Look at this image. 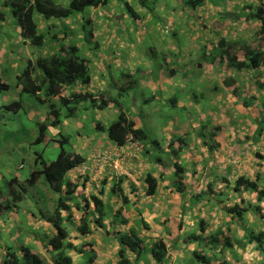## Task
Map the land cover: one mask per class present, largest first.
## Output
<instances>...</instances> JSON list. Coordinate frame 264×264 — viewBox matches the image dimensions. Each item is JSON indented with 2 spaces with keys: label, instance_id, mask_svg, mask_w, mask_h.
I'll list each match as a JSON object with an SVG mask.
<instances>
[{
  "label": "crops",
  "instance_id": "crops-1",
  "mask_svg": "<svg viewBox=\"0 0 264 264\" xmlns=\"http://www.w3.org/2000/svg\"><path fill=\"white\" fill-rule=\"evenodd\" d=\"M228 1L222 0L224 17L219 25L204 19L208 13L191 11L200 20H188L186 27L175 29L176 35L194 36L187 38L190 43L183 52L177 55L176 49L179 58L173 62V75L166 66L161 67L157 77H148L152 75L149 73L127 80L137 87L139 93L134 101L137 99L139 104L145 106L150 98L155 101L160 97L174 101L171 107L188 115L160 123L156 128L161 131L160 139L148 127L143 128L140 111L134 109L130 113L111 92L108 94L114 77H102L95 83L96 93L90 99H105L106 110L111 108L115 113L106 115L103 123L108 125L121 111L125 112L136 128H143L161 148L148 145L145 149L132 141L118 147L104 131H98L95 142H88L83 150L77 148L80 152L76 153L85 162L67 176V181L77 188L72 203L69 202L71 213L64 214L67 227L73 226L72 233L75 229L67 239V253L73 264H119L118 233L131 232L145 242L146 250L138 254L126 248L130 264H157L150 250L156 241H163L168 248L163 264H264V198L259 199L258 195L264 189V77H256L264 72V67L256 73L233 72L222 54L229 49L239 61L244 60L245 47L252 48L261 27L248 22L239 27L225 26L232 13ZM231 1L237 8L236 18L244 15L246 4L262 2ZM199 40L204 41V57L210 62L191 60L196 54L191 46ZM260 48L264 49V45ZM195 70H204L207 77H195ZM227 74L233 77H225ZM227 81L231 84L227 85ZM90 86L77 83L75 93H93L88 90ZM116 89L121 92L123 87ZM202 101L211 108H205ZM98 123L106 126L102 120ZM175 164L184 169L181 188L177 185ZM149 175L157 182L152 195L148 194L146 181ZM242 178L256 185L257 190L250 189L249 184L240 185ZM119 187L120 195L114 193ZM93 196L105 204L103 228L95 224ZM19 220L16 212L0 219L3 255L10 248L7 240L20 238L18 226L14 228ZM30 222L33 231L26 238L32 242V253L47 258L54 230L43 214L40 218L32 214ZM85 225L90 226L91 233L82 235L80 230Z\"/></svg>",
  "mask_w": 264,
  "mask_h": 264
},
{
  "label": "rangeland",
  "instance_id": "rangeland-1",
  "mask_svg": "<svg viewBox=\"0 0 264 264\" xmlns=\"http://www.w3.org/2000/svg\"><path fill=\"white\" fill-rule=\"evenodd\" d=\"M53 1L64 7L71 2V0ZM187 1L112 0L105 7L96 10L89 8L68 19L46 20L36 13V23L40 33L46 38L45 45L37 47L21 37L11 11L5 8L4 1L0 0V13L5 15L0 21V77L7 85L6 89L0 88V197L2 200L9 197V184L12 179L16 178L19 184L26 185V180L30 178L32 172L42 169V160L47 164L56 160L61 147L67 151L80 152L76 151L77 148L83 150L88 142L92 140L95 142L98 132L95 124L102 120V124L105 125L104 117L115 114L111 108L99 109L101 100H98L97 105L94 106L90 98H83L82 101L73 98L68 105H65L59 98L48 96V85L42 84L43 77L39 69L32 72L37 84L42 85L39 94L34 96L23 91L22 82L25 78L21 76L27 66L30 63L36 66L38 59L59 55L62 46L77 48L75 55L88 63L91 77L95 79L88 89L93 90V94L96 93L95 83L102 77H114L115 82L110 81L112 87L108 94L111 92L120 105L130 113L134 109L140 111L139 118L142 120L143 128L148 127L155 138L160 139L158 134L161 131L156 129L160 123H166L177 116L188 117L175 106L171 107L175 104L174 101L160 100L159 97L158 100H152L144 106L139 104L137 99L134 101L139 93L137 87L131 86L127 89V94H120L116 89L117 85L123 87L126 83V78L123 77H146L149 73L152 75L148 77H157L160 66H174L173 62L179 58L176 56V49L177 55L183 52L190 43L187 38L194 36V33L176 35L175 29L186 27L188 20H200L191 13L194 9L185 7ZM228 3L232 13L229 23L225 26L239 27L248 24L244 16L235 17L237 8L234 2L229 0ZM224 8L222 0H207L196 11L208 13L209 17L204 19L219 25V20L223 21ZM255 10L257 11V8ZM247 13L245 12L246 16ZM253 41L251 47H257L259 40L256 41L255 38ZM193 45L191 48L196 54L191 57L192 61H199L202 64L205 60L211 61L204 57V41H195ZM260 45L264 44L259 41ZM253 73L256 71L253 70ZM195 77L207 76L204 70L199 72L195 70ZM225 77H233V75L227 74ZM247 77H250L249 73ZM228 84H231L230 81H227ZM75 87L76 84L69 87L66 95L74 94ZM15 102H21L20 109L16 110L12 106ZM202 104L205 108H211L207 101H202ZM53 108L59 113L60 122L57 127L51 125ZM103 110L106 112H101ZM230 115L231 112L227 117L229 118ZM117 117L106 126L117 120ZM42 125L47 126L45 139L37 142ZM157 154L160 153L157 151ZM40 156L41 159L38 158ZM57 198L58 195L52 191L43 177L33 187L27 186L23 200L15 204L16 208L12 207L13 209L7 211L6 217L16 212L20 219L19 225H14V228L16 226L19 228L20 238L14 242L10 238L7 240L9 246H15L14 249L19 255H22L19 251L22 246H32V242L26 238L33 231L30 216L34 214L40 218L42 214L51 213L56 206ZM72 227H68L70 236L75 232L73 229L72 233ZM33 247L36 250L35 245ZM4 256L0 236V262ZM54 256L53 252L47 254L48 264Z\"/></svg>",
  "mask_w": 264,
  "mask_h": 264
},
{
  "label": "trees",
  "instance_id": "trees-1",
  "mask_svg": "<svg viewBox=\"0 0 264 264\" xmlns=\"http://www.w3.org/2000/svg\"><path fill=\"white\" fill-rule=\"evenodd\" d=\"M3 1L5 8H8L11 11V16L14 18L19 27L21 37L25 40L31 41L34 46L43 47L45 45L46 38L40 33V29L35 19L36 13L41 15L46 20L68 19L75 14L83 12L89 8L96 10L100 9L101 7H105L112 0H71L67 7L61 6L53 0ZM206 1L207 0H188L185 4V7L188 9H194L192 13H195L196 9L201 5H204ZM260 4L263 5L258 6L257 4H246L243 14L245 15V12L248 11L246 19L257 20L261 23L259 35L261 39L264 40V2ZM256 8L257 11L255 10V12L254 9ZM4 18L5 15L0 13V21ZM77 51V48H68L66 46H62L60 48L59 55L38 59L36 66L30 63L21 76L25 78V81L22 82L23 91L34 96L39 94L42 85L37 84V80L33 78L32 74L33 71L39 69L42 72V84L48 85V96L59 98L60 101L65 105H68L73 98L76 101H82L83 98H93V93H74L70 96L66 95L67 89L69 87L77 83L89 87L93 81L88 63L85 59H81L75 55ZM222 54H224L226 57L227 68L233 72H242L244 70L255 71L264 67V49L261 48L252 49L245 47L244 60L242 61H239L237 56L232 54L229 49L223 51ZM161 67L163 66H160L159 71L161 70ZM167 70L171 75L174 74L173 67H167ZM259 75L264 77V73L257 74L256 77H259ZM125 78L127 82L130 77ZM112 83H114V81ZM112 83H110L111 87ZM125 84L126 83H124L120 94H124L125 92L127 93V89L131 88L130 84L132 83L129 84L127 82V88L125 87ZM116 87H118V85ZM0 88H7V85L2 82L1 77ZM104 100L105 99L101 100V104L98 105L99 109H105L107 107V102ZM151 100L152 99L150 98L145 102V104H148V102H151ZM91 101L94 103V106L97 105L96 100L93 99ZM12 106L16 110L20 109L21 102H15L12 104ZM121 107L123 108V106ZM51 116H53L51 125L53 127H57L60 122L58 111L53 108L51 111ZM138 117L140 116L138 115ZM117 118L118 119L108 127H102L101 123H97V131L106 132L109 140L118 147H123L128 141H132L142 144L143 148L145 149H147L148 145H151V148H157L156 150L161 148L160 143L158 141L151 140L150 135L143 128H136L135 122L127 117L125 112L121 111ZM46 128V125H42L40 127V133L37 142L45 139ZM38 158L41 159L42 157L40 156ZM84 162L85 159L82 155L76 152L67 151L61 147L56 160L49 164L42 160V169L33 171L30 178L26 180V185L19 184L18 180L14 178L9 184V197L5 200H2L0 197L1 219L7 214V211L13 209L12 207L16 208L15 204L17 202H21L23 200L27 186L33 187L43 177L52 191L58 195L54 210L47 215L43 214L44 219L54 230V235L49 239L48 242L51 252L55 253V256L52 257L50 264H73L72 257L67 253L70 249L67 241L69 237V230L65 224L67 218L64 216V214L66 213L68 215L71 213V206L69 205V202L72 203L77 185H73L72 183L68 182L67 176L71 171L84 164ZM175 166L177 185H179L181 188L183 181L185 180L184 169H182L177 164H175ZM146 181L149 187L148 194H154L157 187L156 180L151 175H149L147 176ZM238 182L240 185L249 184V180L246 178H242ZM248 187L250 189L257 190V186L253 185V183L249 184ZM114 193H118L120 195V193L122 194V189L120 187L118 189H114ZM258 195L259 199H263L264 189L258 191ZM91 200L97 213L95 224L97 227L103 228V222L106 217L105 204L103 200L97 196H93ZM123 202L124 204H127V199L124 198ZM87 205L89 206V203ZM119 214H121V211H119ZM80 233L82 235L90 234V226L85 225V227H81ZM118 240L121 245L119 250V264H130L126 257V248H129L138 254H142L146 250L145 242L134 232H131L130 234L118 233ZM150 250L157 264H163L166 261L168 256V248L163 241L154 242ZM19 251L22 255H19L18 251L10 246L0 264H48V259L46 257L32 253L30 247L22 246Z\"/></svg>",
  "mask_w": 264,
  "mask_h": 264
},
{
  "label": "clouds",
  "instance_id": "clouds-1",
  "mask_svg": "<svg viewBox=\"0 0 264 264\" xmlns=\"http://www.w3.org/2000/svg\"><path fill=\"white\" fill-rule=\"evenodd\" d=\"M264 1H262L261 3H263ZM258 6H260V5H263V4H257ZM246 22H248V23H256V24H258V25H260V27H261V23L260 22H258L257 20L255 21V20H248V19H246ZM261 29V28H260ZM20 31V30H19ZM259 33H260V30H259V32H258V34H257V36H256V41H260L261 43H264V40H262L261 39V37H260V35H259ZM259 41L257 42L258 43V46L257 47H254V48H252V49H258V48H260V46H259ZM262 49V48H261ZM248 71V70H247ZM253 71V70H252ZM264 72H262V74H263ZM260 74V73H259ZM96 219H97V216H96ZM38 255V254H37ZM48 261V260H47ZM51 263V262H50Z\"/></svg>",
  "mask_w": 264,
  "mask_h": 264
}]
</instances>
